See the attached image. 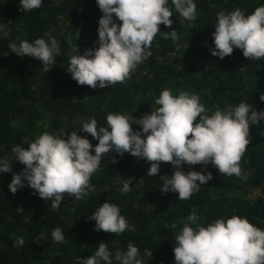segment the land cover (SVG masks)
<instances>
[{
    "label": "trees",
    "instance_id": "16d2710c",
    "mask_svg": "<svg viewBox=\"0 0 264 264\" xmlns=\"http://www.w3.org/2000/svg\"><path fill=\"white\" fill-rule=\"evenodd\" d=\"M194 2L197 17L189 22L169 0L173 24L159 26L152 55L124 82L93 89L78 85L66 68L78 49L83 54L99 46L103 13L96 0H43L40 8L29 12L20 11L19 0H0V23L8 33L0 34V158H10L17 145L27 149L43 132L63 136L76 131L95 146L98 140L80 131L82 122L93 116L99 128L107 126L109 113L123 114L133 123L134 131H142L134 124L135 118L155 110V99L165 88L174 95L179 90L197 94L209 115L240 102L264 111V101L260 100L264 95V58L252 61L241 49H234L224 59L210 52L218 12L239 8L245 15L251 14L264 0ZM172 30L178 31L175 42L162 33ZM51 37L58 40L61 54L49 71L41 62L19 57L8 47L10 42L48 41ZM249 141L240 161L247 179L220 175L211 163L183 165L184 172H211L213 177L187 200L161 191V177H170L176 170L170 162H161L159 173L148 176L150 162L127 152L121 156L110 151L90 178L95 191L80 201L66 194L58 211L51 210V200L41 199L28 186L15 194L8 189L13 174L26 167L13 157L12 172L0 173V264H79L78 258L90 257L102 242L107 243L113 264H118L115 253L125 252L129 243L138 247L143 264H175V234L193 212L202 226L238 215L264 229V120L250 125ZM129 177L132 190L122 194L120 188ZM107 200L120 207L134 231L117 235L95 230V221L89 217ZM56 227L64 232L63 243L52 239ZM18 237L25 241L19 248L14 243Z\"/></svg>",
    "mask_w": 264,
    "mask_h": 264
},
{
    "label": "clouds",
    "instance_id": "9594fccd",
    "mask_svg": "<svg viewBox=\"0 0 264 264\" xmlns=\"http://www.w3.org/2000/svg\"><path fill=\"white\" fill-rule=\"evenodd\" d=\"M170 2L186 21L196 19L194 0ZM96 3L103 13L98 27L99 46L83 54L77 46L78 54L69 57L66 68L78 85L93 89L110 87L130 78L137 65L152 55V41L161 32L159 26L173 24L169 0H96ZM42 4L43 0H19V9L29 12ZM214 24L211 55L224 59L234 49H241L243 56L252 61L264 58V4L247 15L239 8L228 13L220 11ZM162 33L172 42L178 39L177 30ZM0 34L8 35L4 23H0ZM8 47L19 57L41 62L45 71H49V66L61 54L55 37L48 41L36 38L31 42L21 40L19 44L10 42ZM260 100L264 101V95ZM155 104L158 107L150 114L135 118L134 124L140 125L142 131H134L129 118L119 113H109L107 126L99 128L94 116L83 121L80 131L98 140L95 146L87 137L72 131L63 136L43 132L28 143L27 149L19 145L13 147L10 158H0V173L12 172L10 159L13 157L26 167L21 173L13 174L8 189L15 194L28 186L41 199L51 200V210L58 211L66 194L80 201L95 191L90 178L110 151L121 156L127 152L150 162L148 176L159 173L161 162H170L176 170L170 177H161V191L176 193L179 200L189 199L213 178L211 172H184L185 164L211 163L220 175L247 179L242 174L240 161L250 142V125L264 120V111L254 110L248 102H240L236 106L217 108L209 115L197 94L179 90L174 95L167 88L161 90ZM131 184V177L125 179L121 193L130 192ZM89 219L95 221L96 231L117 235L126 230L134 231L120 207L108 200ZM199 219L196 213H190L175 234V264H264V229L238 215L218 218L207 226L199 224ZM175 228L173 224L172 229ZM51 236L56 243L64 242L60 227L54 228ZM14 243L19 248L25 241L18 237ZM147 255L151 256L152 252L148 251ZM78 259L79 264H113L107 243L103 242L93 255ZM115 261L143 264L139 249L133 243L127 245L125 252L117 251Z\"/></svg>",
    "mask_w": 264,
    "mask_h": 264
}]
</instances>
